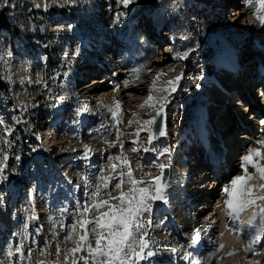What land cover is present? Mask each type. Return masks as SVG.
Here are the masks:
<instances>
[{"label":"rangeland","instance_id":"rangeland-1","mask_svg":"<svg viewBox=\"0 0 264 264\" xmlns=\"http://www.w3.org/2000/svg\"><path fill=\"white\" fill-rule=\"evenodd\" d=\"M184 1H186L185 9L191 16L189 27H176L172 24L170 27L174 28L175 34L170 39L165 40V47H160L154 35L148 36L147 34L145 36L146 45L141 47L137 43L135 47L136 56H133L132 59L126 58V49L116 41L114 32L119 33L129 28H133V31L135 30L137 33L142 32L143 28L139 25L142 19L135 21L132 17L136 18L138 14L142 13V10L154 9L161 3V6L168 4L169 0H158V3L157 0H138L135 6H129L132 11L129 12L127 18H121L119 25L112 23L113 14L126 10L123 5L117 3V0H56V2H53V0H8L9 5L14 7L8 5L0 7V20H4V15L5 20L12 27L10 30L0 29V80L4 85V88L0 91V118L3 120V123H0V159L3 158L5 152L9 154V159L5 161L7 165L5 174L9 178L4 184H0V190L4 191V195L6 193L5 203L0 206L1 218L3 219H0V222L6 226L7 230L0 234L2 236L0 239V262H6V260L19 262L16 255L8 257L7 251L9 249L14 251L17 243L21 240L23 241L25 257L31 249L33 260H42L41 258H44L43 261L55 260V244L57 242H60L62 249L73 247L71 242L67 244L63 242L66 231L60 230L61 228L66 230L61 225H69L70 221L62 219L59 210L49 207V204L51 205L49 198L54 192L67 191L70 193L76 184L80 185L79 192L82 194L85 188L84 177L87 176L90 184H95L97 182L95 174L99 166L107 162V156L120 154L118 145L109 147L103 140L105 136L110 141H116L117 139L114 131L111 135L106 132V129L114 123L108 109L115 107L117 101L121 103L122 120L118 127L122 133L123 151L129 157L130 165L135 170L134 175L139 179L142 175L139 166H144L146 171H151L152 176H156L160 174L159 169L157 167L154 169L149 168L148 161L144 162L142 160L145 156L142 148L147 146V133L141 132V150L139 153L133 152L131 141L135 137L132 133H134L137 125L135 123L128 124L130 120H144L156 115L152 108L140 107L147 99L145 97L148 96L149 89L154 81L152 78L157 76V73H164L157 85V87H162L166 86V81L183 73V78L178 87L181 89L190 87L193 84L190 83L189 77L198 75L199 70H196L195 67L200 68L201 61H203L206 67L212 68L211 60L228 43L242 49L247 64H250L251 61L257 63L264 56V27L257 20V15H264V12L258 11L257 0H241V2L234 0L237 2L235 6H238L244 13V18L242 17L237 24L221 23L217 27L209 25L210 21L207 17L205 19V12L201 10V6L198 5L195 8L191 0ZM37 4L40 5V8L35 7ZM45 4L48 5L47 11H44ZM182 11L183 9H181L183 14ZM130 18H132V23L129 22ZM68 23L74 25L73 29L70 30L67 27ZM161 24H163L162 36H165L166 28L164 23ZM211 32L224 36L218 49H213L204 41ZM186 34L189 36L187 43L184 38ZM173 38L179 43L178 52L181 55L186 47L192 49L186 59H173V55L167 53L166 47L168 44L173 45L171 43ZM244 40L246 41L245 46L243 44ZM251 48L255 50V53ZM131 51L133 50L129 49V53ZM65 53H67L66 56ZM28 57L32 59L31 62ZM161 57H170L172 65L161 66L159 63L156 64L155 62ZM141 59L144 62H139ZM91 64H100L101 66L104 65L105 69L107 68L108 71L105 72V70L102 73L106 82L101 88L105 91L97 89L98 92L93 94L92 97L88 93L84 94L82 99L71 98V90H78V85L74 84L72 80L74 72L83 70L85 66ZM118 67L124 69L125 72H129L125 78L129 80L127 86L123 83L125 79L117 85L108 76L110 71L113 73L119 69ZM157 67L159 69L154 73ZM137 69L139 71H136ZM209 74L211 73L209 72ZM97 81H100V79ZM203 81L204 79L198 81L202 86V94V88L206 85ZM100 91L101 94H98ZM199 93L197 92L194 97L189 99L187 97L184 100L183 110L180 109L178 113L175 112V104L173 105L170 102L166 105V131L168 135L164 139L169 138V146L172 151L170 158L167 156L161 157L159 162L169 165L167 168V186H169L167 204L169 209L159 201L156 202V205H153L154 210H157L158 213L152 214L153 223L148 229V238L152 241L153 250L157 255L150 259L158 262V264H169L170 260L174 261V264H185L179 257L184 252L193 251L194 244L190 238L193 235V230H199V227L202 226L203 228L197 232L202 235L205 242L209 243V247L201 256L206 264H264V259L256 258L254 255L244 259V252L235 254L232 251H225L224 242L221 238L227 230L226 225L222 231L219 232V229L221 222L224 223V220L230 217L228 211L225 218L224 215L220 216L216 210L212 211L215 203L207 204V201L202 198V194L201 196L198 195L200 193L198 189H195L196 192L189 197L191 193L189 191L190 185L187 183L185 171L178 169V166L176 167L171 160L172 155L175 154V148L178 147L176 145L177 134L188 116V110L194 102V98H197L196 96ZM183 95L185 97L186 92L183 91ZM140 97L145 99L139 101ZM57 100H59L58 104L56 103ZM54 104L55 106H53ZM87 107L92 111V116L88 119L86 127H88V131L89 128H92L93 131L82 134L80 130L84 118L81 115L77 117L74 110L77 108L82 110ZM60 111L61 114H58ZM133 113H135V116ZM60 116L64 121L58 120ZM262 117L264 118V115H261L255 121H250L252 122V124H249L251 131L244 129L246 136L248 134L250 138H248L249 141L246 144L244 143V153L248 146L260 147L255 141L264 136V133L261 132L262 126L259 123ZM173 124H175V127H173ZM101 125H104V127H101ZM66 127H73L74 130L64 133ZM34 132H39L40 139L43 137L42 143L36 144L35 140L38 138L33 137ZM237 134L241 135L242 133L238 130ZM96 138H99V140H95L93 143L88 141V139ZM164 139L153 141V145L157 150L164 148L162 147ZM84 145H89L88 147L92 150L90 160L87 163L81 156ZM33 148L36 150L33 151ZM151 153L153 159L156 153ZM17 154L20 156L19 161L15 160ZM71 154L81 158L83 160L81 163L82 165L86 164V168L80 169L84 165L82 167L73 165V167H70L72 170L67 166L61 167L65 162L63 158ZM239 154L241 155V153ZM32 159H35L38 163L35 171L39 178L34 177V173L30 174ZM192 160H197V158ZM178 161L181 163V168L184 169L187 159L178 158ZM230 162V165H232V160ZM239 162L237 164L238 168H240L242 161ZM261 163H264V161H261ZM253 171L249 167V172L252 173ZM72 172L73 174L70 175ZM229 172L232 173L231 176L238 174L237 170L231 171V167ZM107 174L108 171L106 170L105 175ZM228 176L229 173L223 176L222 181H219L213 189H210L211 184L209 182L205 183L206 185L204 184L203 191L213 197L212 201L224 197L225 193L222 185L225 184L224 178ZM15 180L23 181L21 192L16 190L17 201L15 198L13 200L11 198ZM34 183H36V189L30 186ZM249 183L258 186L264 181L260 180L259 174H254ZM39 186L42 193L38 192ZM257 189L259 188L257 187ZM30 194L34 196V200L31 199L32 204L27 207L21 202H23L24 197ZM112 194L118 195V191L114 190ZM46 196H48V201L45 204ZM13 206L19 210L17 220L9 218L10 210L8 208ZM68 206L71 209L72 203ZM203 206L208 207L204 208V214L198 216L196 209ZM210 207L211 210H209ZM168 210L172 214V219L168 218ZM30 214H34L38 219L28 220ZM166 217L169 220V225L163 227V220ZM162 218L164 219L162 220ZM26 223L28 225L27 229H25ZM37 228L40 229L38 234L35 231ZM43 228H45L44 231H47L45 237L42 234ZM213 234L219 240L216 237L212 239ZM39 236L43 237V242L38 244L39 249L44 247V240L48 238L51 256L46 257L34 250V243L38 241L37 237ZM26 237L34 239V242L26 240ZM172 247L178 249V253L174 257L171 256L169 251ZM33 255H36V257L34 258ZM60 261L63 264V255H61ZM141 264H149V261H142Z\"/></svg>","mask_w":264,"mask_h":264},{"label":"snow or ice","instance_id":"snow-or-ice-1","mask_svg":"<svg viewBox=\"0 0 264 264\" xmlns=\"http://www.w3.org/2000/svg\"><path fill=\"white\" fill-rule=\"evenodd\" d=\"M53 2H56V0H53ZM117 3L123 5L126 10L113 14L112 23L119 25L121 18H127L129 12L132 11L129 6H135L138 0H117ZM257 3L259 5L258 11L264 12V0H257ZM5 5L14 7L9 5L8 0H0V7ZM35 7L40 8V5L37 4ZM47 9L48 5L45 4L44 11H47ZM257 20L264 27V15H257ZM67 27L71 30L74 25L68 23ZM184 38L189 39V36L186 34ZM141 39L143 38L141 37ZM190 51L192 49L186 47L182 55L179 52L174 53L173 59H186ZM66 55L67 53H65ZM136 71H139V69ZM162 75L164 73H157L149 89L147 99L144 104L140 105V107L152 108L156 115L149 119L128 121L129 125L133 123L137 125L134 133H132L135 137L131 141L132 151L139 153L141 150L140 135L141 132H146L147 146H143L142 150L144 153H156L149 166L157 167L160 174L152 176L151 171H146L144 166H139V170L142 172L141 177L138 179L134 175L135 170L130 165L129 157L123 151L122 133L118 127L122 120L121 103L117 101L115 107L108 109L114 123L106 129L108 135H111L114 131L117 139L116 141H110L105 136L103 140L109 147L118 145L120 154L107 156V162L99 166L95 174L97 181L95 184H90L87 176L84 177L85 188L82 194L79 192L80 185L76 184L74 186L70 192L72 197L71 211L67 203L59 209L62 215L70 212L73 217L69 225H61L66 228L63 242L65 244L71 242L73 247L62 249L60 242H57L55 244V260H33L31 249L25 257L23 241L21 240L17 243L14 251L12 249L7 251L8 257L16 255L21 264H61V255H63V264H141L142 261H149V264H158V262L150 259L155 257L157 253L153 250L152 241L148 238V229L153 223L154 203L157 201L162 204L168 203L165 171L169 165L159 161L161 157L167 156L170 158L172 149L170 146H166L162 150H157L153 145V141L157 137L168 135L166 131V105L171 102L172 94L177 92L183 73L166 81V86L157 87ZM203 79L202 73L189 77L190 83L195 85L197 90L201 88L198 81ZM123 83L127 86L129 80L125 79ZM181 90L184 92L190 91L188 87H183ZM259 94L264 95V91H260ZM56 103L58 104L59 100ZM74 111L77 117L81 115L79 108ZM133 115L135 116V113ZM0 123H3V120H0ZM259 123L262 126L261 132L264 133V118H261ZM101 127H104V125H101ZM173 127H175V124H173ZM6 131L8 130L6 129ZM92 131L93 129L89 128V133ZM255 143L260 148H264V136L257 139ZM260 148L247 147L246 153L240 157L242 174L231 176L228 183L223 187V192L226 194L225 206L229 216L233 219H237L240 212L245 208L257 205L258 201H264V195H256L254 191L257 187L264 191V183H260L258 186L249 183L254 174H259L260 180L264 181V163H261V161H264V152L260 151ZM32 150L35 151L36 149L33 148ZM91 152L92 150L84 145L81 156L86 163L90 160ZM8 159L9 154L7 152L0 159V184H4L9 178L5 174L7 167L5 161ZM15 160H20L18 154L15 155ZM249 167L254 170L252 173L249 172ZM106 170L108 171L107 175H105ZM114 190L118 191V195L112 194ZM29 198L34 200L32 194L29 195ZM4 203V193L0 190V206H3ZM258 215L260 217L258 225L256 224V214H254L253 220L250 221L249 242L245 247V251L248 252L255 253L257 251L256 245L264 239V207L259 208ZM27 219H38V217L30 214ZM27 227L26 223L25 229ZM35 231L39 233L40 229L37 228ZM190 239L193 244H198L200 241L199 233L193 230ZM49 249L50 245L45 242L40 254L46 257L51 256L52 253ZM169 251L173 257L178 253L176 247H172ZM179 259L184 261L185 264H206V261H203L200 255L194 251L184 252ZM169 264H174V261L170 260Z\"/></svg>","mask_w":264,"mask_h":264},{"label":"bare ground","instance_id":"bare-ground-1","mask_svg":"<svg viewBox=\"0 0 264 264\" xmlns=\"http://www.w3.org/2000/svg\"><path fill=\"white\" fill-rule=\"evenodd\" d=\"M194 1L198 2L200 5H202L203 3H213L214 7H220L221 6L220 0H194ZM184 2H185L184 0H169L168 4H165V5L163 4V6H161V8H162V10L166 9V13L167 14L173 15V14H175V12L180 8V6ZM229 2L231 4V7L236 11L235 15L231 16V18H230L231 23H233V25H234V24L239 23V21H241L242 17L244 16V13L239 9L238 6H235L236 3H237L236 1L233 2L231 0ZM182 15L183 14L181 12H179V18H181ZM131 32L135 33L133 31V28H129L128 30H126L125 33H124V36H123V37H125L128 40V42L131 41V39L133 38V36L128 38V36H129V34ZM151 35L152 34H148V36H151ZM121 36H122V34H120L119 37H121ZM163 40L165 41L166 39H163ZM188 41H189V39H185L186 43ZM177 45L179 46V43L177 42L176 39H174L173 40V45L172 44L171 45L170 44L167 45V47H166L167 48L166 49L167 53H168V51H172ZM245 45H246V41L244 43V46ZM168 54L173 55L174 53L172 52V53H168ZM29 58L30 57H28V59ZM262 58L260 60H258V62L260 63L259 64V69L262 72L261 76L264 77V59H262ZM139 62H144V61H143V59H141ZM171 62L172 61H171L170 57H161L155 63L156 64L159 63V64H161V66L162 65H170L171 66L172 65ZM255 63L256 62H251L250 64L253 66V64H255ZM250 64L249 63L247 64L245 62V56L242 53V49L241 48H239L236 45L233 46L231 43L230 44L228 43V44L224 45L217 52V55L211 60L212 68L206 67L203 61H201L200 68H198L197 66L195 67L196 70H199L198 74L202 73L203 76H204V81L203 82H205L206 85H204L203 88H202L203 89V94H202L201 88L197 90L195 85H192L190 87L188 86L190 91L186 92V96L185 97H184L183 91L181 90L180 87H178L177 92L172 94L171 102L173 103V105L174 104L176 105L175 106L176 107L175 112H177V113L180 111V109L183 108L184 100L187 97H188V99L191 98V97H194V95L197 92H200L199 94H201V95L198 94V96H196L197 98H194V102L191 104V107L188 110V116H187L186 120L183 122V124L181 126V129L179 130V132L177 134L178 135V137L176 138V145L178 146L177 148L182 147L185 144V142L189 141L190 143H192L193 151H197L198 147L195 146V143L197 141L196 140V136H195V132L196 131L198 132V138L201 139V142H202V150L206 151L204 155H209V154L211 155V154L217 153V152H218L219 155H221L222 154V150L218 149V146H216V145H218V143L224 144L225 141H230L233 145L237 146L238 144L241 143L240 140L243 141L244 139L246 140L248 138L246 136V133L244 132V129H249V131H251L252 129H251L249 124L250 123L252 124V122H250V121H255L256 119H259L261 115H264V100L261 101L262 103H260V105H261L260 107H254L253 106V108H251L252 112L249 113V115L251 114V116L248 117V119L245 120V121H244V118H245L247 112L249 111L250 107L249 106H245V105H241L239 107L238 115L240 116L241 120H240V123L237 126L238 129H236L234 127H233V129H231V128L229 129V131H228V133H229L228 140L225 139V137H220V136H216L215 135V130L219 129V128L223 129V127H225V124H224L223 120H221L220 122L216 121L213 118V116H214L215 112L217 113V107L215 109L214 105L217 102H223V103L225 102V99H224L225 89L227 90L228 86L231 87L232 84H233V86L235 85L237 87V83L235 82L236 75H238V77H239V73H240L239 70L241 69V67H244L246 65V68H247L248 66H250ZM158 69H159L158 67L155 68L154 73ZM209 72L211 74H209ZM128 74H129V72H125L124 69H120L119 68L118 70H116L113 73H111V71H110L108 73V76H110L113 79V81L116 82L117 85H119V83H121L122 80H124L126 78V75H128ZM155 77L152 78V80H154ZM240 81H241V85H243L242 86L243 90H245L246 87H247L246 85L244 86L245 80L243 78H240ZM263 81H264V79H263ZM105 82H106V80H105V78H103L100 81H96L94 86H89V87L84 86L83 88H81V92H82L81 96L83 97L84 94H88L89 93V96L92 97L93 94L98 92L97 89H101L102 90L101 87H103ZM263 85L264 84H262V82H261V86H263ZM102 91H105V90H102ZM246 91H250V90H246ZM260 91H264V88H260V89L255 88L254 93L250 94V96H252V97H254L256 99V98L261 96L259 94ZM107 93L110 95L109 92H107ZM98 94H101V91ZM145 98H147V97H145ZM145 98L140 97L139 101L140 100L142 101ZM262 98H264V95H262V97L260 99H262ZM202 106L204 107V112L200 111V108ZM85 109H86L85 113H91V110L88 107L85 108ZM190 113H191V115H189ZM255 113H257V115H255ZM208 116L210 117V119L205 118V117H208ZM0 120H1V118H0ZM2 126L4 127V124ZM73 130H74L73 127H70V128L66 127V130L64 131V133L71 132ZM238 130L241 131V133H242L241 135L237 134ZM249 133L251 134V132H249ZM41 138H43V137H41ZM39 139H40V137H39ZM208 142H214V144L211 147V149H209L210 146L207 145ZM244 143L245 142L241 143L238 151L235 152V154H233V157L231 158L232 163H233L231 165V171L232 170L233 171L237 170L238 174H242L241 173V169L238 168L237 164L239 162V156H241L242 154L246 153V152L245 153L243 152ZM166 146H169V138L168 137H167V139H164V141L162 142V147H166ZM252 147L260 148V147H257L255 145H253ZM260 151L264 152V149L260 148ZM239 153H241V155ZM144 155L145 156L143 157L142 160L144 162L148 161L147 163L150 164V162L153 160L152 159V157H153L152 153L149 152V153H145ZM198 157H199V159L202 158L200 152L198 154ZM198 157H193V158H197V160L190 161V166H191L190 168H192L194 170V175H193L192 178L196 179V180L198 179V177L202 176L203 173L201 172L200 169H203V167H204L202 165L204 163H201V160H198ZM67 158H69L68 161H66ZM67 158L63 159V161H66V162H64V164H62L61 167L62 166L63 167L67 166L69 169H71L70 167H73V165H76V164H74V162H75L74 160L77 159V157H76V155H72L71 154V155H68ZM240 162H241V160H240ZM230 163L231 162H229V164ZM68 168H66V169H68ZM83 168H86V164L83 166ZM149 168H153L154 169L156 167L155 166H149ZM32 173H34L33 174L34 177H37V172L36 171L35 172L32 171L31 174ZM72 174H73V172L70 175H72ZM207 174L208 173L206 172L205 175H207ZM231 175H232V173L229 172V176L228 177L230 178ZM223 176L224 175H221V174L220 175H214V176L210 175L208 178L205 179V181L202 183V185H198V184L195 185L194 183H196V181L194 180V183H191L190 186H189V191L191 192L189 197L193 196L192 193H195L196 190L198 189L199 191H201V193H199L198 195L201 196V194H202V196H203L202 198L207 201V204L210 205V204L215 203V207L213 208L212 211L216 210L219 213L220 216L224 215V218H225L226 217V213L228 211L226 209V206H225L226 194L224 195L223 198L220 197L221 199L219 198L218 200L212 201L213 197L209 196L210 194H205V191H203L204 190L203 188L206 185L205 183L209 182L211 184L210 189H213L219 181L220 182L222 181L221 178ZM195 177H197V178H195ZM228 177L224 178V180H223V181H225V184H227L228 181H229ZM37 178H39V177H37ZM32 179H34V178H32ZM22 182L23 181H20L18 183H20V185H22L21 184ZM225 184L222 185V189H223ZM30 186H32L33 189H36V187H37L36 183H34L33 185H30ZM168 188H169V186H167V191H168ZM217 188L215 189L216 191H217ZM254 191H255L256 195H264V191H261L260 189L256 188ZM39 192L42 193V189L41 188H40ZM3 193H4V191H3ZM5 195H6V193H5ZM5 195H4V199L6 198ZM11 196H12L11 198L13 200L17 196V191L16 190L13 191V194ZM208 198H209V200H207ZM50 201L58 204V207L61 208L66 203L67 204H69V203L71 204L72 203V198H71L69 192H67V191H65V192L59 191V192H54L51 195ZM197 201H198V199H197ZM197 201H195V202H197ZM21 203L23 205H25V206L27 205V207H30V205L32 204V200L29 198V196H27V197H24L23 202H21ZM51 205H52V203H51ZM154 205H156V202L154 203ZM164 205H165V207L167 209H169V205L168 204H164ZM55 206H57V205H55ZM207 207L203 206L202 208L199 207L198 209H196L197 215L201 216L202 214H204L205 212H203V211H205V209ZM260 207H264V201H258L257 205L249 206L248 208H245L244 210H242L240 212V214H239L237 219H233L232 217H228L227 220H224V223L221 222L219 232L222 231L223 228H225V225H226V228H227L226 232L223 233V238H221L223 240V242H224L225 251H232V252H235V254L236 253L239 254L240 252L241 253L244 252V255H243L244 259L247 258V257H250L251 255H254L256 258L264 259V239H262L256 245L257 251L255 253L245 251V247H246V245L249 242V231H250V227H251L250 221L253 220V216H254V214H256V224L257 225L259 224L260 217H259L258 213H259V208ZM4 208H5V206H4ZM200 209H204V210H200ZM8 210H10V215H9L10 219H16V218L18 219L19 218V213H18L19 210L15 206H13L11 208H8ZM209 210H211V207H210ZM70 211H71V209H70ZM6 213H7V209H6ZM155 213H158V211L154 210V208H153L152 214L155 215ZM216 215H218V214H216ZM61 218L64 219L65 221L66 220L70 221V223L73 220V217L70 214V212L69 213H64L63 215L61 214ZM0 219L3 220L1 218V213H0ZM163 219L164 218H162V220ZM168 225H169V220L166 217L163 220L162 226L166 227ZM199 228H200L199 230H201L203 227L201 226ZM44 229L45 228H43V230H42L43 231L42 234L45 237L47 235V231H44ZM62 229H64V228H62ZM63 232H65V231H63ZM199 235H200V241H199L198 244H194L193 251L195 253H198L200 255V257H201V255L205 251V249L207 247H209V243H208V246H205L204 250L201 251V246L203 245V242L205 243V240H204V238L202 237L201 234H199ZM215 237L216 236L214 235V237L212 239H215ZM37 239H38V241L39 240L40 241L39 242L36 241L34 243V250L37 251L38 253H41V249H43V247H40V249H39V245L38 244L43 242L42 241L43 237L39 236V237H37ZM45 242H48V238H46V240H44V243ZM48 244H49V242H48ZM247 253H250V254H247ZM41 259L43 260L44 258H41ZM5 263L6 262H0V264H5ZM9 264H21V262L19 261V262L16 263L15 261H9Z\"/></svg>","mask_w":264,"mask_h":264},{"label":"trees","instance_id":"trees-1","mask_svg":"<svg viewBox=\"0 0 264 264\" xmlns=\"http://www.w3.org/2000/svg\"><path fill=\"white\" fill-rule=\"evenodd\" d=\"M4 20L1 21L0 20V29H7L10 30L12 27L11 25L8 23V21L5 20V16L3 15ZM208 35V33H207ZM209 36V38H208ZM207 36V38L204 39V41L206 42V44L212 46L213 48L217 49L220 44L222 43L223 38L217 34V33H209V35ZM4 88V85L2 83V81L0 80V91H2V89Z\"/></svg>","mask_w":264,"mask_h":264},{"label":"water","instance_id":"water-1","mask_svg":"<svg viewBox=\"0 0 264 264\" xmlns=\"http://www.w3.org/2000/svg\"><path fill=\"white\" fill-rule=\"evenodd\" d=\"M164 139V137H157L155 140L156 141H162ZM168 182V169H166L165 171V183L167 184Z\"/></svg>","mask_w":264,"mask_h":264},{"label":"built area","instance_id":"built-area-1","mask_svg":"<svg viewBox=\"0 0 264 264\" xmlns=\"http://www.w3.org/2000/svg\"><path fill=\"white\" fill-rule=\"evenodd\" d=\"M29 224H31V223H29ZM65 224V223H64ZM26 240H31V241H33L34 242V239H31L30 237H26ZM51 249V248H50ZM34 256V258L36 257V255H33ZM5 264H9V261L8 260H6V263Z\"/></svg>","mask_w":264,"mask_h":264},{"label":"flooded vegetation","instance_id":"flooded-vegetation-1","mask_svg":"<svg viewBox=\"0 0 264 264\" xmlns=\"http://www.w3.org/2000/svg\"><path fill=\"white\" fill-rule=\"evenodd\" d=\"M92 242H93V245H94V240Z\"/></svg>","mask_w":264,"mask_h":264}]
</instances>
